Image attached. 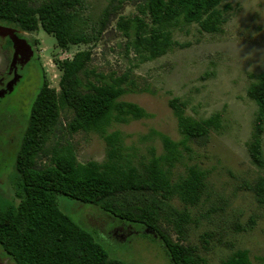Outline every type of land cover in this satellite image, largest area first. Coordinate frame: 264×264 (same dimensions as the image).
Returning <instances> with one entry per match:
<instances>
[{
  "label": "trees",
  "instance_id": "trees-1",
  "mask_svg": "<svg viewBox=\"0 0 264 264\" xmlns=\"http://www.w3.org/2000/svg\"><path fill=\"white\" fill-rule=\"evenodd\" d=\"M114 2L121 3L112 0L111 8L102 9L92 21L82 12L84 0H0V23L26 32L41 27L54 37L58 47L68 49L99 39L111 18V10L116 8ZM221 2L141 0L136 3L137 13L119 16L115 26L126 38V50L131 49L139 62H144L165 54L177 44L174 30L196 24L204 32L220 31L229 9L228 3ZM90 61L89 48L59 60L58 92L48 85L45 73L41 74V83L11 157L8 179L14 196H0V249L14 264H132L109 256L91 232L59 208L57 195L63 194L97 205L122 222L148 227L155 234L152 236L161 241L170 264H206L195 246L174 242L163 233L159 220L181 235L192 221L187 206L201 201L207 190V174L191 164L184 174L172 178L171 169L181 158L178 146L185 147V141L207 137L210 130H218L221 112L197 119L185 112L184 101L171 98L168 104L182 138L173 141L159 134L163 153L135 163L123 151L120 132L110 128L148 114L135 102L121 99L124 93L135 90L126 73L104 77L88 67ZM246 94L256 105L246 150L250 161L261 169L264 72L255 75ZM63 109L72 113L65 126L68 133L93 132L103 139L102 161L76 159L72 145L60 134L59 112ZM251 188L257 201L264 203V177L259 176ZM139 191H147L155 205L121 200L122 193ZM157 193L160 198L156 200L153 194ZM173 197L181 201L182 209L170 202ZM220 264H251V260L247 249L236 248Z\"/></svg>",
  "mask_w": 264,
  "mask_h": 264
},
{
  "label": "rangeland",
  "instance_id": "rangeland-1",
  "mask_svg": "<svg viewBox=\"0 0 264 264\" xmlns=\"http://www.w3.org/2000/svg\"><path fill=\"white\" fill-rule=\"evenodd\" d=\"M120 1L113 3L116 8L111 10V18L99 39L88 45L62 49L41 27L34 32L16 29L20 41L15 46L9 36L0 35V90L12 81V90L0 99V120H4L0 132L13 138L11 155L17 149L42 72L48 85L58 92L61 72L57 62L79 49L89 48L88 67L104 77L126 73L135 90L124 93L121 99L135 102L148 114L110 128L120 132L123 151L135 163L163 153L159 134L173 141L182 138L168 104L171 98L184 101L185 112L197 119L221 112L218 130H210L207 137L185 141V147L178 146L181 158L171 169L172 178L184 174L191 164L207 174L206 193L197 205L187 206L192 221L181 235L159 220L161 231L174 242L195 246L206 264H220L236 248L247 249L251 264H264V203L257 201L251 188L259 176L264 177V167H256L246 150L256 108L246 89L255 75L264 72V0H222L221 3L229 4V9L220 31L204 32L196 24L174 30L177 44L165 54L144 62H139L131 49L126 50V38L115 26L119 16L137 13L136 3L141 0ZM110 2L84 0L82 12L94 21L102 9L111 8ZM0 25L8 26L4 22ZM59 113L60 134L72 145L76 159L102 161L103 139L93 132L68 133L65 126L72 113L68 109ZM262 147L264 153V131ZM0 192L13 198V189L6 179L0 181ZM153 195L156 200L160 198L159 193ZM121 200L155 205L147 191L122 193ZM170 202L178 209L184 207L177 197ZM57 204L91 232L109 256L132 264H170L161 241L152 236L155 234L148 227L122 222L97 205L63 194L57 195ZM0 264H14L1 249Z\"/></svg>",
  "mask_w": 264,
  "mask_h": 264
},
{
  "label": "flooded vegetation",
  "instance_id": "flooded-vegetation-1",
  "mask_svg": "<svg viewBox=\"0 0 264 264\" xmlns=\"http://www.w3.org/2000/svg\"><path fill=\"white\" fill-rule=\"evenodd\" d=\"M18 78L19 77L17 76L13 81H16ZM13 145V138L7 136L6 132H4V134L0 132V181L2 182V180L6 179L11 187L12 185L9 182L8 174L11 170V149ZM0 196L7 198L1 192ZM12 196H14L13 193Z\"/></svg>",
  "mask_w": 264,
  "mask_h": 264
},
{
  "label": "water",
  "instance_id": "water-1",
  "mask_svg": "<svg viewBox=\"0 0 264 264\" xmlns=\"http://www.w3.org/2000/svg\"><path fill=\"white\" fill-rule=\"evenodd\" d=\"M0 35L9 36L11 38L12 44L14 46L19 44L20 39L17 36V30L15 28L0 25ZM12 63H13V61H12ZM11 84H12V81H10V83L8 85H6L4 89L0 90V97L4 96V94L6 92L12 90Z\"/></svg>",
  "mask_w": 264,
  "mask_h": 264
}]
</instances>
